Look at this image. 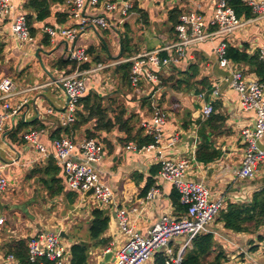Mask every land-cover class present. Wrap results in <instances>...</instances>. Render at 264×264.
<instances>
[{
	"label": "crops",
	"instance_id": "0c3cea01",
	"mask_svg": "<svg viewBox=\"0 0 264 264\" xmlns=\"http://www.w3.org/2000/svg\"><path fill=\"white\" fill-rule=\"evenodd\" d=\"M28 1L12 0V13L0 20V81L4 78L12 81L18 95L11 97L10 103L12 106L22 104L16 116L5 120L0 132V169L8 183V190L0 197V217L5 220L0 226V264H19L18 260L8 259L12 255L9 250L15 243L44 233L59 235L62 231L73 240L70 244L61 238L68 243V248L71 249L74 243L90 247L86 264H100L104 253L111 251L115 254L125 243V237L119 231L116 209L130 211V225L142 237L148 235L163 215H181L171 198L172 192H175L172 185L163 181L157 173H151L152 168L164 158H193L185 180L203 185L211 200L222 201L223 209L230 203L249 202L254 193L264 188V164L259 166L257 174L251 179L236 180L234 177L243 157L240 131L253 123L254 113L240 108L239 95L229 87V79L233 70L240 71L248 81L257 77L243 64L233 63L229 69L218 65L215 48L221 39L197 45L189 51V57L180 67L161 74L158 84L142 82L133 86L130 83L128 87L121 80L118 70L125 64L122 61L173 42L174 24L169 15L173 11L180 14L187 0H137L140 13L131 11L123 22L118 11L106 14L103 9L104 2L117 0H103L95 8H86L85 16H105L111 27L101 30L88 26L73 43L66 42L59 35L50 38L43 32L46 26L66 28L75 24L72 11L62 0H47L46 17L43 19H38L37 11L28 7ZM121 1L117 2L120 3L119 8L122 7ZM163 3L165 7L162 9L160 4ZM214 4L215 0H208L205 6L206 22L212 15ZM17 14L26 19L32 39L29 42L21 43L13 37L11 25ZM129 18L130 22H127ZM125 33L130 41V55L126 56V52L124 57H120V39ZM227 45L249 55L255 54L264 47V19L249 22L238 29L228 37ZM78 47L85 49L94 63H115L103 71L88 74L85 82V95L92 92L112 99L109 103L113 111L107 112V115L113 123L115 117H119L121 122L134 115L137 120L135 128L141 129V122L151 120L155 107L166 114L162 127L163 145L166 146L173 137L177 138L173 146L163 149L159 155L155 151H126V145L133 142H126L127 135L118 124L105 130L98 128L95 120L91 119L69 133L76 143L86 138L98 139L107 153L94 164L99 181L108 186L113 194V204L105 210L109 221L101 237L106 242L104 247H93L94 241L89 236L81 237L85 236V229L88 231L94 207L92 197L84 201L83 194L76 193V199L71 203L67 198L71 192L63 176V192L50 195L52 174L44 173L54 152L53 141L57 136L66 135L59 123V112L64 110L66 96L55 81L71 71L69 55ZM192 65L198 70L196 79L191 80L193 89H175L174 82L179 78V72L187 71ZM201 79H206V83L211 85L210 93L205 86L197 83ZM215 89L219 95L212 98ZM22 91L25 92L19 94ZM197 94H203L204 102L198 100ZM207 102L213 104L211 118L202 112L203 104ZM106 105L107 102L102 101V106ZM121 110L124 113L120 114ZM77 113H81L83 118L88 115L80 104ZM30 130L38 131L37 142L45 148L47 156H42L24 142L22 136ZM204 139L209 145L208 155H215L208 162L196 159V152ZM261 145L264 148V140ZM206 154H202L201 158L204 159ZM34 170L40 172L32 176ZM150 180L153 181L151 188H158L160 195L152 201H145L146 195L141 194ZM20 205H25L34 218L29 219L20 213L15 208ZM11 212L12 216L9 215ZM208 231L223 253L220 264H264V240L258 241L257 238L264 235V227L256 234H236L226 230L216 218ZM184 241L185 238L177 237L169 245L177 252ZM190 247L191 244L184 252ZM214 257L213 249L208 259ZM111 259L104 264H114V258ZM146 264H153V260Z\"/></svg>",
	"mask_w": 264,
	"mask_h": 264
},
{
	"label": "built area",
	"instance_id": "2783aa9c",
	"mask_svg": "<svg viewBox=\"0 0 264 264\" xmlns=\"http://www.w3.org/2000/svg\"><path fill=\"white\" fill-rule=\"evenodd\" d=\"M72 11L75 24L66 28L44 27L43 32L53 38L59 35L66 42L73 43L84 28L91 26L101 30L111 27L105 16H85L86 8H95L103 0H62ZM232 0H215L214 9L209 21L206 22L204 9L208 0H187L185 9L178 15L173 27L174 40L171 44L158 50L139 53L122 62L130 63L129 80L131 85L138 86L142 82L158 84L160 75L167 70L180 67L189 57V51L197 45L221 39L215 48V56L221 68L229 69L233 63L225 57L227 39L238 29L249 22L264 19V0H239L251 11L252 17L240 18L231 6ZM115 1L104 2L103 9L107 14L120 13L121 22L126 20L133 8L132 0H122V7ZM13 11L12 0H0V20ZM11 31L18 42L31 41L26 19L17 14L12 20ZM257 56L264 61V47L257 50ZM72 69L69 73L55 81L64 91L66 102L64 110L59 112L60 127L67 128L76 122V113L80 98L86 92V76L90 73L103 71L115 63H94L85 49L76 48L69 55ZM229 87L239 95V106L244 111L254 113L253 123L242 128L240 138L243 144V157L235 170L236 180H246L255 177L258 168L264 164V82L254 79L246 80L242 73L233 70L229 79ZM25 91L19 92V94ZM18 95L9 78L0 81V132L5 120L14 117L20 111L22 104L12 106L11 97ZM198 100L204 102L203 94H197ZM219 95L218 90L212 92V98ZM203 115L209 117L213 113V104L207 102L202 107ZM166 122V114L159 108H153L149 122H141L140 128L145 136L152 138V143L138 147L134 143L126 145L130 152L155 151L161 155L165 148L173 146L177 138L173 137L163 145L162 127ZM38 131L30 130L23 134L24 142L42 156H47L45 148L37 142ZM52 155L55 164L62 168L64 182L70 192L83 194L92 189L94 207L106 210L113 204V194L110 188L99 181L95 163L103 159L104 147L96 138H86L76 143L71 135H61L53 141ZM193 158L162 159L159 162L158 176L172 185L179 195V203L186 211L177 217L163 215L153 225L146 237L136 233L130 225L129 213L124 208L116 209V218L120 233L125 237V243L114 254V264H146L152 261L157 253L164 257L165 264H183L184 250L191 241L202 234H207L209 226L216 220L223 209L221 200H211L208 190L201 184L185 180L186 173ZM8 183L0 169V197L6 192ZM160 195L158 188H151L145 196V201H152ZM5 223L0 217V226ZM177 237L185 238L180 250L174 252L169 242ZM69 246L61 243L58 234L44 233L32 236L27 241V261L29 264H71ZM264 248V246H263ZM108 252V251H107ZM8 259L15 261L13 255Z\"/></svg>",
	"mask_w": 264,
	"mask_h": 264
},
{
	"label": "trees",
	"instance_id": "16d2710c",
	"mask_svg": "<svg viewBox=\"0 0 264 264\" xmlns=\"http://www.w3.org/2000/svg\"><path fill=\"white\" fill-rule=\"evenodd\" d=\"M47 0H29L28 7L37 11L38 19H43L46 17V9H47ZM137 0H132L133 8L132 12L140 13V10L137 7ZM231 6L234 8L236 15L240 18H250L252 17L251 11L244 7L239 0H232ZM178 12L173 11L170 13L169 18L173 21V24L176 23V18L178 17ZM130 41L128 40V36L125 33L121 35L120 39V57H124L123 55L127 53L126 56H129V46ZM1 48V45H0ZM225 57L235 64H243L248 66L250 71H252L259 81L264 82V61L260 60L257 56V53L253 55H249L238 48L232 46H226ZM130 63H125L120 66L118 70L121 73V80L124 85L130 87L129 80V71H130ZM198 74V70L195 66H190L187 71L179 72V78L175 80V89H186L191 91L193 89V84H191V80L196 79ZM181 78V79H180ZM197 83L205 86L207 88V92L210 93L211 85L206 83V79H201ZM183 85L185 86L184 88ZM86 93V92H85ZM112 99L109 96L100 97L96 93H88L84 94L82 98H80L78 105H82L88 115L86 118H83L81 113H76V122L72 124L70 127L64 128V132L66 135L79 127L83 126L89 120L94 119L96 126L98 128H103L108 130L111 128V125L118 124L121 129L126 133L127 138L126 142H133L139 148L145 145H149L152 143V138L149 136H145L142 134V129H136L135 123L137 120L134 115H131L124 121L120 122L119 117H115L114 123L109 119L107 112L113 111L110 101ZM102 101H106L107 105L102 106ZM124 113V110L120 111V114ZM211 118V115H210ZM58 137V136H57ZM56 137V138H57ZM55 139V137H54ZM208 143L206 139L199 146L198 151L196 152V159L200 162H208L211 161L215 155H208ZM207 152L205 158H201L202 154ZM160 170V165L152 168V175H158ZM39 170H34L32 172V176L36 173H39ZM43 172V171H42ZM44 173H51V190L50 195H59L63 192V187L61 185L63 170L59 166L55 164L53 158L48 161L47 166L44 168ZM61 178V179H60ZM153 181H147L146 188L144 189L142 196L146 195L149 189L152 187ZM175 190V189H174ZM67 198L72 203L76 199V193L71 192L67 194ZM171 198L173 203L181 212V215L186 211V208L181 206L179 203V195L178 193L172 192ZM108 215L105 210L100 209L98 207H93L91 211V220L88 222V236L91 241H94L93 247L106 246V242L104 239H101L103 233L106 231L108 227ZM217 221L223 224V227L236 234H256L257 231L264 227V188L260 191L253 194L251 200L246 203H230L226 205L225 209H222L218 216ZM258 241L264 240V235H259ZM28 241V240H27ZM26 240L19 241L14 244L13 248L9 250V252L14 256L16 260H18L19 264H29L27 261V249H26ZM190 249H186L183 255V264H220V260L223 258V253L220 252L219 248L216 246L213 236L211 234H202L195 237L191 241ZM90 247L82 243H74L71 246V264H86L87 255ZM215 250V257L213 259H208L212 250ZM153 264H165L164 257L161 253H157L153 259Z\"/></svg>",
	"mask_w": 264,
	"mask_h": 264
},
{
	"label": "rangeland",
	"instance_id": "374dc122",
	"mask_svg": "<svg viewBox=\"0 0 264 264\" xmlns=\"http://www.w3.org/2000/svg\"><path fill=\"white\" fill-rule=\"evenodd\" d=\"M164 4H165V3L160 4V7H161L162 9L165 7ZM166 5H167V2H166ZM157 13L160 14V11L157 10ZM127 18H128V17H127ZM127 22H130V18L128 19ZM106 154H107V153H106V150H105V148H104L103 158H104V156H106ZM7 190H8V189H7ZM14 205H15V204H14ZM15 208L18 209V210H20V211H21L20 213L25 214L29 219H33V218H34L33 216H31V214L29 213L28 209H26V206H25V205L16 206ZM9 215L12 216V212H11ZM72 232H74V231L72 230ZM72 232H68V233L72 234ZM74 233H75V232H74ZM83 234H84L85 236H81V237L87 238V236H88V231L85 229V230L83 231ZM78 239H79V238H78ZM61 243H62L64 246H67V245H68V243L66 244V241L63 240V239H61Z\"/></svg>",
	"mask_w": 264,
	"mask_h": 264
},
{
	"label": "water",
	"instance_id": "95a60500",
	"mask_svg": "<svg viewBox=\"0 0 264 264\" xmlns=\"http://www.w3.org/2000/svg\"><path fill=\"white\" fill-rule=\"evenodd\" d=\"M117 2H120V0H117ZM92 195V189L88 190L87 192L83 193V200L86 201L88 198H90V196ZM1 210V209H0ZM59 236L65 240H67L70 244H72L73 240L70 239L65 232H60ZM103 260L100 264H104L107 263L109 261V259L113 258V253L111 251H108L106 253L103 254ZM112 260V259H111Z\"/></svg>",
	"mask_w": 264,
	"mask_h": 264
}]
</instances>
